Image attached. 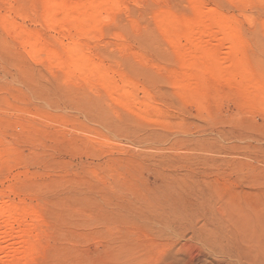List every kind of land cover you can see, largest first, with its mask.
Segmentation results:
<instances>
[{
	"label": "rangeland",
	"instance_id": "obj_1",
	"mask_svg": "<svg viewBox=\"0 0 264 264\" xmlns=\"http://www.w3.org/2000/svg\"><path fill=\"white\" fill-rule=\"evenodd\" d=\"M43 2L0 0V206L26 218L0 242L30 243L22 264H205L213 230L264 263V0H105L80 29Z\"/></svg>",
	"mask_w": 264,
	"mask_h": 264
},
{
	"label": "bare ground",
	"instance_id": "obj_2",
	"mask_svg": "<svg viewBox=\"0 0 264 264\" xmlns=\"http://www.w3.org/2000/svg\"><path fill=\"white\" fill-rule=\"evenodd\" d=\"M105 0H89L88 2L82 4V5H79V6H75L73 8H68L69 6V3H67V0H44V2L46 3V11H45V20L46 23H49V24H52L56 21H59V19H62V20H66L68 21L69 23H71L74 27L80 29L83 25H90L94 22L95 24V19L97 18L98 16V9L100 7V5H103L102 3L104 2ZM43 2V3H44ZM107 2V1H106ZM44 3V4H45ZM101 3V4H100ZM71 6V5H70ZM69 6V7H70ZM72 7V6H71ZM43 16V17H44ZM219 17V19H217ZM216 19L217 20H220L221 17L220 15L218 16ZM223 19V17H222ZM226 19V17L224 18V20ZM223 20V21H224ZM65 21V22H66ZM226 22H228L227 20H225ZM58 23V22H56ZM227 25V23H226ZM230 25V24H229ZM80 27V28H79ZM229 27V31L233 34V32L231 31V27L230 26H227V28ZM91 28V27H89ZM205 28V27H203ZM225 28V27H224ZM226 28V30H227ZM200 29V28H198ZM88 30V29H86ZM205 30H208L205 28ZM227 30V31H228ZM199 31V30H198ZM235 31V30H234ZM84 32H85V29H84ZM206 32V31H205ZM204 32V34H206ZM208 33L210 34V31L208 32L207 31V35ZM217 33V32H216ZM226 33V31H225ZM212 34V33H211ZM231 34V35H232ZM226 35V34H225ZM205 36V35H204ZM208 36H211V35H208ZM230 36V35H229ZM233 36V35H232ZM232 36L230 37V44L233 46L234 45V42L235 40L232 38ZM29 37V35H28ZM214 36L212 35V38ZM228 37V36H227ZM235 38V36H233ZM36 39V38H35ZM229 39V37L227 38ZM38 40H35V44ZM33 40L30 42L31 44V47L35 49V44H34ZM219 42V41H218ZM221 42V41H220ZM28 43V42H27ZM29 44V43H28ZM35 46H34V45ZM75 45V44H74ZM235 45H236V42H235ZM219 46V45H218ZM38 47V46H36ZM73 49V48H72ZM72 49L70 50L71 52H69L70 54H72V56L74 57V60H73V63L72 65H74L77 69H79L80 71H84L86 72L85 70H87L86 68V60L87 59H83L82 55L78 52V49L75 51H72ZM83 51V50H81ZM55 57H56V54H55ZM90 66V65H88ZM84 74V73H82ZM10 206V205H9ZM3 207V206H2ZM0 206V222L3 223V226H5V231L2 233L6 236H10L12 235L13 231H14V226L15 224H20L22 225L24 222H25V219L24 218V215L21 214V215H17L15 213V210H14V207L11 208L10 206V209H6V208H9L8 206H4L2 208ZM6 207V208H5ZM26 210H24L25 212ZM26 214V213H25ZM23 215V216H22ZM28 215H31V214H28ZM27 216V214L25 215V217ZM32 217V216H31ZM28 218V217H27ZM35 220V219H33ZM27 222V220H26ZM29 222V221H28ZM33 223V222H32ZM31 223V225H32ZM5 224V225H4ZM36 224V223H34ZM24 225V224H23ZM22 225V226H23ZM39 225V224H38ZM2 226V224H1ZM0 226V228H1ZM2 226V230L1 232L3 231L4 227ZM31 228H34L35 230V226H31ZM16 230V229H15ZM32 230V229H31ZM21 231V230H20ZM16 232V231H15ZM18 232V231H17ZM27 229H24L23 231H21V233L18 232V234H20V236H23L25 233H27ZM18 234H15L17 235V237H19ZM245 234V233H244ZM1 235V234H0ZM14 235V237H15ZM5 236L2 237V239L4 238ZM246 237V236H245ZM243 236V238H245ZM11 238V236H10ZM16 238V237H15ZM30 238V237H29ZM197 241L198 243L200 242L202 244V252H203V257H207V258H211V261L210 262H205V264H220L221 263V259H230L231 263H228V264H264L261 260V258L259 257V255L261 254H258L256 255L255 258H253V262H251V260H248L245 257H242L240 255H236V253H234L232 251L233 249V245H234V242L233 241H230V240H227V241H224L223 239H221L219 236L216 235L215 231L213 230H207V233L206 234H200L199 237L197 236ZM6 239V238H4ZM246 239V238H245ZM9 240V239H7ZM4 242V241H3ZM1 243L0 242V249H6V251H9L8 247L4 244V243ZM7 242V241H6ZM10 242V241H9ZM225 242V243H224ZM15 243V242H13ZM37 243V242H36ZM17 244V243H16ZM261 246L259 247V250H261L262 252L264 251V240H263V243L261 242L260 244ZM32 245L30 243H26L22 246V249L19 250V252H15L13 255H12V251H9L8 252V256L10 258V260L8 261L7 258V263L8 264H22L23 262V257H25V259L27 258V256L30 254L31 252V247ZM10 247V246H9ZM11 248V247H10ZM203 248H205V250H203ZM12 249V248H11ZM35 249V247H34ZM14 251V250H13ZM32 256V255H31ZM244 256V255H243ZM7 257V256H6ZM250 259V258H249ZM6 261V260H4ZM3 261V262H4ZM250 261V262H249ZM1 262V261H0ZM26 263L25 264H30V262H27L25 261ZM5 263V262H4ZM1 264V263H0ZM3 264V263H2Z\"/></svg>",
	"mask_w": 264,
	"mask_h": 264
}]
</instances>
